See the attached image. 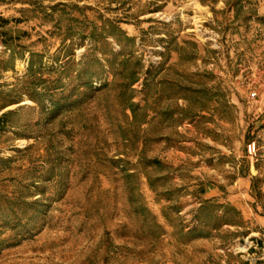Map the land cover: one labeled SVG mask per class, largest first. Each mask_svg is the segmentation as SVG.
Listing matches in <instances>:
<instances>
[{"label":"rangeland","instance_id":"1","mask_svg":"<svg viewBox=\"0 0 264 264\" xmlns=\"http://www.w3.org/2000/svg\"><path fill=\"white\" fill-rule=\"evenodd\" d=\"M0 264H264V0H0Z\"/></svg>","mask_w":264,"mask_h":264},{"label":"built area","instance_id":"2","mask_svg":"<svg viewBox=\"0 0 264 264\" xmlns=\"http://www.w3.org/2000/svg\"><path fill=\"white\" fill-rule=\"evenodd\" d=\"M248 153L251 155L255 153V144L248 145Z\"/></svg>","mask_w":264,"mask_h":264},{"label":"trees","instance_id":"3","mask_svg":"<svg viewBox=\"0 0 264 264\" xmlns=\"http://www.w3.org/2000/svg\"><path fill=\"white\" fill-rule=\"evenodd\" d=\"M5 116V115H4Z\"/></svg>","mask_w":264,"mask_h":264}]
</instances>
